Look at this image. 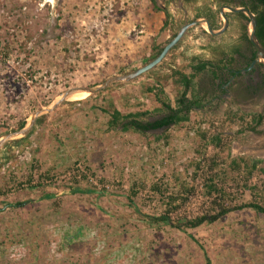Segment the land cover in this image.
I'll return each mask as SVG.
<instances>
[{"label":"rangeland","instance_id":"rangeland-1","mask_svg":"<svg viewBox=\"0 0 264 264\" xmlns=\"http://www.w3.org/2000/svg\"><path fill=\"white\" fill-rule=\"evenodd\" d=\"M204 1L211 3L199 4ZM186 6L184 15L169 4L164 26V13L152 0H0V136L21 129L67 89L98 85L149 62L158 54L154 46L161 48L194 15L192 4ZM202 28L190 29L148 72L74 94L36 118L26 135L0 146V264H264V214L246 208L193 228L181 224L207 213L203 166L171 224L148 220L163 211L152 185L167 186L168 195L175 192L173 173H192V160L201 157L198 132L221 134L228 146L221 157L229 152L264 161V67L253 80L235 79L228 96L211 87L207 68L195 80L202 106L187 123L145 133L114 127L102 138L108 119L102 110L111 111L114 101L122 114L150 110L144 120L152 121L161 113L148 88L163 89L162 99L174 107L182 88L172 81L173 66L185 68L192 57L212 60V49H229L230 35L211 43ZM257 114L263 115L258 125ZM52 145L68 155L67 163L54 160ZM201 151L204 158L216 153L212 146ZM39 173L45 176L32 188ZM252 181L264 194V174Z\"/></svg>","mask_w":264,"mask_h":264},{"label":"trees","instance_id":"trees-1","mask_svg":"<svg viewBox=\"0 0 264 264\" xmlns=\"http://www.w3.org/2000/svg\"><path fill=\"white\" fill-rule=\"evenodd\" d=\"M153 7L164 13L163 25L168 24L170 17L169 12L160 9L152 0ZM253 4L251 11L255 14L256 18V30L255 35L261 45L264 47V0H249ZM211 19V17H210ZM212 29H216V25L212 22ZM205 34H207L204 31ZM208 35V34H207ZM244 38L247 43L251 46L247 36L244 34ZM156 51L161 50L160 47L154 46ZM238 48H234L233 51L238 52ZM250 56L251 61L254 58ZM190 69L189 73H186L187 69ZM207 68L210 69L212 77L215 78V70L220 67L213 64L211 61H194L190 62L185 68H175L171 76H176L174 82L180 85L183 89L180 95L176 98V105L172 107L169 102L162 99L164 91L161 88H148L147 91L154 95V99L158 102L159 107H155L156 112L161 113V116L150 121L144 120L145 116L150 114V110L127 112L125 114L120 113L118 110L112 107L111 111L102 110V112L108 114L107 124L110 128L119 127L121 131L135 130L140 133L147 131L168 129L174 125H180L187 123L190 120V112L198 109L202 106L201 99L198 95H195L196 89L194 86V79L197 74L205 71ZM191 93V97H187V93ZM153 109V110H154ZM255 117L256 125L260 124L263 115L257 114ZM200 149H203L204 153L207 146H212L216 153H213L211 157L204 158L203 152L197 149L201 157L192 160V173L189 174L183 170V173H173L172 180L175 184V192L165 195L168 191V187H159V184L155 183L152 185V190L159 195V202L162 205L163 211L157 217H149L148 220L158 223L171 224L170 215L178 211L183 203L193 193V181L197 177V173L202 166V185L201 195L205 201H208L207 213H203L199 216L182 220L181 224L185 227H197L204 222L212 223L230 212L243 209H252L256 213L264 214V194L261 187L252 181L256 174H264V161L261 158H250L243 155L232 157L227 152L225 157L219 155V151L227 147L225 144L222 145V138L220 133H213L207 135L206 131L198 132ZM226 148V149H227ZM44 174H38L37 184L33 185L32 188L38 187L40 182L44 178ZM200 176V175H199ZM31 178V177H29ZM230 186L235 187V191L230 190ZM75 192L90 193V190H81L76 188ZM245 193L250 196L249 200L245 201L242 197ZM44 198H51V195L46 194ZM239 198L241 200L239 201ZM24 202L16 203V206L22 205ZM152 223V222H151ZM206 264H209L208 261Z\"/></svg>","mask_w":264,"mask_h":264},{"label":"flooded vegetation","instance_id":"flooded-vegetation-1","mask_svg":"<svg viewBox=\"0 0 264 264\" xmlns=\"http://www.w3.org/2000/svg\"><path fill=\"white\" fill-rule=\"evenodd\" d=\"M199 1L200 0H169L168 3L172 4V2H174L175 4H177L176 8L178 10L182 11L184 13V15L188 13L190 8H189V6H186L183 8V5H186L187 3L192 4L193 7L191 8V10L193 11L194 15L189 20H185L182 23V25L185 23L191 22L196 18L204 17L209 21V24H211L212 22L214 24H215V22H218L220 25H219V27H216V29L220 28L222 26V23H223L221 16H220V13H219V8L221 6H228L231 8L245 7L249 11H251L250 9L253 6V4L251 2H249V0H210L211 3H208V4L206 3L207 1H204L203 3L199 4ZM205 3L207 4V6L205 5ZM169 4L163 5L162 7H160V9H163V10L169 12V15H170L171 9L169 8ZM215 4L217 5V7H215ZM224 12H225V15H226L227 20H228V26H232L235 29V31H237V36L234 37L235 39L233 38L231 40V44L234 45L237 42L240 43L239 46L237 47L239 49L238 52L235 53L233 51L234 46H230L229 49L228 48L225 49L223 47H219V48L217 47V48H214V50L212 49L213 47H210V49H212V51L210 53L213 54L214 59L208 60L206 58L201 59V57L200 58L199 57H195V58L192 57L195 62L196 61H211V62H213V64L218 65L220 67L218 70H215V71H220L221 74H223V76H222L223 79H222L221 84L219 86H221V85L225 86L226 84H229L231 77H236V78L240 77L241 78L240 75H242L243 76L242 78H244V79L253 80V79H255V77L253 75L255 73H257V68L264 67V64L256 63L251 69H249V70L246 69L249 66V64L251 63V61L255 58V53H254V58L251 61H248V58L244 59L243 55H242L244 53H247L249 55V60H250V56L253 55V54H251L252 50H254L253 45L249 42L251 44V46H250L244 38V34L246 35V32H247V24H248L247 16L240 11H231V10L225 9ZM254 16H255V14H254ZM210 17H211V19H210ZM196 26H192V27L188 28L186 30V33L183 35V37L187 34V32L190 29H192ZM210 27H211V25H210ZM204 31L208 34V32L204 28H202L203 33H204ZM223 33L218 34V35H210V34L207 35L206 34L205 37H207L208 41L212 43L213 41H215L218 38L219 39H221V37L223 38L224 37V36H222ZM174 36L175 35H173L172 38ZM183 37L174 46H172L168 50L165 57L167 55H169L171 50L174 49L175 47H177V45L180 42H183V40H182ZM207 38H205V39H207ZM211 38H213V40H209ZM170 40H168L164 45H162L161 50ZM236 40H237V42H235ZM222 44H223V42H222ZM224 44H226V43L224 42ZM161 50L159 51V53L161 52ZM200 51L201 50H199L198 52H200ZM229 52H231V54ZM254 52H255V50H254ZM162 60H161V62H162ZM161 62H159V63H161ZM224 75H225V77H224ZM226 76H229L227 80H225ZM224 90L227 91V88L224 87Z\"/></svg>","mask_w":264,"mask_h":264},{"label":"water","instance_id":"water-1","mask_svg":"<svg viewBox=\"0 0 264 264\" xmlns=\"http://www.w3.org/2000/svg\"><path fill=\"white\" fill-rule=\"evenodd\" d=\"M228 9L231 11H240L244 13L247 18H248V25H247V38L249 42L253 45L254 50H255V58L251 61L249 66L246 69L252 68L256 63H261L264 64V47L261 45V43L258 41L256 35H255V30H256V18L254 14L249 11L245 7H240V8H231L228 6H221L219 8V13L222 19V26L219 29H212L210 27L209 21L204 18V17H199L194 19L191 22L183 24L175 34V36L163 47L160 53H158L155 57H153L149 62L144 64L143 66L129 72L126 74H121V75H115L111 76L107 79H105L103 82L99 83L98 85H94L91 87H75V88H70L65 91H63L56 99H54L50 104H48L46 107L37 109L35 110L29 117L28 120L25 121L23 127L17 131H14L12 133H7L5 135L0 136V146L7 141L10 138H13L15 136H23L28 133L32 125L34 124L36 118H38L40 115L51 111L56 105L59 103L68 100L71 98L74 94L82 91H86L88 93H95L96 91H99L113 83H119V82H126L130 81L146 72L154 68L161 60L165 57L167 54L168 50L174 46L186 33V30L192 26L196 25H202L205 27V30L210 34V35H218L223 33L226 28L228 27V20L225 15L224 10Z\"/></svg>","mask_w":264,"mask_h":264},{"label":"crops","instance_id":"crops-1","mask_svg":"<svg viewBox=\"0 0 264 264\" xmlns=\"http://www.w3.org/2000/svg\"><path fill=\"white\" fill-rule=\"evenodd\" d=\"M159 6V5H158ZM160 7V6H159ZM162 7V6H161ZM209 34V33H208ZM227 35H230L232 38H234L235 36H237V31H235V29L232 27V26H228L227 28H226V30L224 31V33H223V35L222 36H227ZM186 36V35H185ZM184 36V37H185ZM187 37H189V36H187ZM184 39H186V37L184 38ZM184 39H182L183 40V42L185 41ZM202 38H196V40L197 41H199V40H201ZM235 42H237V40L235 41ZM239 44L240 43H236V44H234V45H232L231 44V46H234V48H237L238 46H239ZM178 49H180L181 51V56L184 58L185 56V52H182V48H178ZM229 51V50H228ZM176 53V52H175ZM230 54H231V52H229ZM228 53V54H229ZM177 55V57H180V55H179V53H177L176 54ZM243 55V58L245 59V58H248V61H249V55L247 54V53H244V54H242ZM175 57V56H174ZM191 60H193V59H191ZM190 60V61H191ZM173 69H175L174 68V66H173ZM251 69V68H250ZM249 70V69H248ZM186 73H189V72H186ZM216 76H215V78H213L212 77V74H211V78L213 79V83H212V85H211V87H214V89L215 90H217V89H219V90H221V91H223V94H225V95H227L228 96V94H227V91H225L224 90V87H226L227 88V86L229 85V84H231L233 81H235V79H237L236 77H231V80H230V83L229 84H226L225 86H219L220 84H221V81H222V79H223V74H221V72L220 71H216L215 73H214ZM242 74V73H241ZM241 76V78L243 77L242 75H240ZM197 77V76H196ZM196 77H195V79H194V86H195V80H196ZM224 77H225V75H224ZM228 77L229 76H226V79L225 80H227L228 79ZM176 78V76H173V79H172V81H174V80H176L175 79ZM224 80V81H225ZM178 85V84H177ZM180 86V85H179ZM181 87V86H180ZM182 88V87H181ZM183 89V88H182ZM195 95H197V93H195ZM113 102V101H112ZM113 104H114V109H116V110H118L120 113H122L123 111L121 110V108H120V106H118V104H116V102L114 101L113 102ZM202 104V103H201ZM104 110V109H103ZM96 124H98L99 123V120H97V122H95ZM103 124V123H102ZM107 124V123H106ZM101 127H102V130H103V132L104 131H107V133L106 134H103L104 136L102 137V138H106V139H108L107 137H106V135L108 134V133H110V131L112 130V128H110L109 126H108V124L107 125H105V126H102L101 125ZM72 128H74V126H71L70 127V129H72ZM116 128H118L119 129V127L117 126ZM106 129V130H105ZM111 129V130H110ZM163 130V129H162ZM153 131H155V130H153ZM66 132H68V130L67 131H65V132H63L62 131V133L63 134H65ZM122 132H125V131H122ZM147 132H149V131H147ZM55 148H56V146L55 145H52V150L51 151H54L55 153H56V155H54V160L56 159V158H58L59 156L61 157V158H64L62 161H64L65 160V162L67 163V161H68V155L67 154H65V155H62V153L61 154H58L59 153V151L61 152V149H58V148H56V150H55ZM50 149H51V145H50ZM55 156H58V157H55ZM70 159V158H69ZM59 164H62V162H60ZM65 165H67V164H64V166ZM78 189H80V188H78ZM81 190H87V189H81ZM88 190H90V193L91 192H93L91 189H88ZM75 191V190H74ZM75 193H80V192H75ZM88 193V192H87Z\"/></svg>","mask_w":264,"mask_h":264},{"label":"bare ground","instance_id":"bare-ground-1","mask_svg":"<svg viewBox=\"0 0 264 264\" xmlns=\"http://www.w3.org/2000/svg\"><path fill=\"white\" fill-rule=\"evenodd\" d=\"M81 94L88 95V92H86V91L78 92V93L75 94V96H78V95H81Z\"/></svg>","mask_w":264,"mask_h":264}]
</instances>
